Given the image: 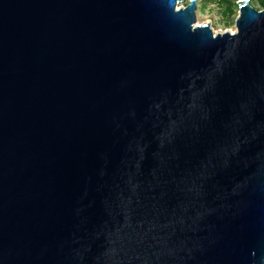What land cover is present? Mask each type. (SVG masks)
<instances>
[{"label":"water","instance_id":"95a60500","mask_svg":"<svg viewBox=\"0 0 264 264\" xmlns=\"http://www.w3.org/2000/svg\"><path fill=\"white\" fill-rule=\"evenodd\" d=\"M0 0V264H264V8Z\"/></svg>","mask_w":264,"mask_h":264},{"label":"rangeland","instance_id":"374dc122","mask_svg":"<svg viewBox=\"0 0 264 264\" xmlns=\"http://www.w3.org/2000/svg\"><path fill=\"white\" fill-rule=\"evenodd\" d=\"M191 0H184L183 3L180 4V6H186L187 4H189ZM198 2V6H197V17H198V23L201 24H210V26L212 25L211 28H213L214 34H218V33H224L226 31H229L231 33L236 32V27H232L229 30H226L222 25H220L218 22V19H215V17L217 16L215 13H211L212 10H214L215 8H213L212 5H210L211 3L209 2L208 6H205V0H197ZM257 10H262L263 8H261V6L257 3V1H255L254 6ZM217 22V23H216ZM216 23V24H215Z\"/></svg>","mask_w":264,"mask_h":264},{"label":"flooded vegetation","instance_id":"af4514ba","mask_svg":"<svg viewBox=\"0 0 264 264\" xmlns=\"http://www.w3.org/2000/svg\"><path fill=\"white\" fill-rule=\"evenodd\" d=\"M220 1L221 0H213L212 2H211V4L210 5H212L213 6V8H215L214 10H212V14L213 13H215L217 16L215 17V19H218L219 20V24L220 25H222L226 30H229L230 28H232V27H236V21H237V19H238V17H239V15H240V9H239V3L241 2V1H243V0H229V1H231L233 4H236L237 6H236V8H235V12H236V14H235V16H234V25L232 26V27H230V28H227V26H226V24L229 22V18H228V15H226V13L224 12V9L223 8H221V6H220ZM250 1V4H251V0H249ZM252 5V4H251ZM253 7V6H252ZM255 8V7H254ZM256 9V8H255ZM217 23V22H216ZM215 23V24H216ZM211 27H212V25H211ZM213 29V28H212Z\"/></svg>","mask_w":264,"mask_h":264},{"label":"trees","instance_id":"16d2710c","mask_svg":"<svg viewBox=\"0 0 264 264\" xmlns=\"http://www.w3.org/2000/svg\"><path fill=\"white\" fill-rule=\"evenodd\" d=\"M212 1L213 0H205L204 5L208 6L209 2L211 3ZM255 1H257V3L261 6V8H264V0H251L252 6H254ZM220 6L223 9L225 8L224 12L226 13V15H228V18H229V22L226 24L227 28L232 27L234 25V16L236 14L235 8L237 5L233 4L229 0H221Z\"/></svg>","mask_w":264,"mask_h":264},{"label":"clouds","instance_id":"9594fccd","mask_svg":"<svg viewBox=\"0 0 264 264\" xmlns=\"http://www.w3.org/2000/svg\"><path fill=\"white\" fill-rule=\"evenodd\" d=\"M197 4H198V2H197ZM180 6V5H179ZM198 6V5H197Z\"/></svg>","mask_w":264,"mask_h":264},{"label":"built area","instance_id":"2783aa9c","mask_svg":"<svg viewBox=\"0 0 264 264\" xmlns=\"http://www.w3.org/2000/svg\"><path fill=\"white\" fill-rule=\"evenodd\" d=\"M234 33V32H233Z\"/></svg>","mask_w":264,"mask_h":264}]
</instances>
